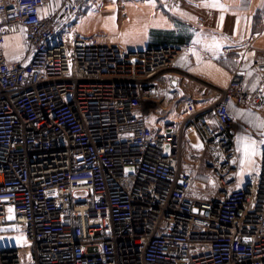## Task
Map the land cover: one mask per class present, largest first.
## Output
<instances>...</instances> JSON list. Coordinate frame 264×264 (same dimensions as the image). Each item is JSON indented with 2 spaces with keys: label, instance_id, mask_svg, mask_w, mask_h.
Segmentation results:
<instances>
[{
  "label": "built area",
  "instance_id": "1",
  "mask_svg": "<svg viewBox=\"0 0 264 264\" xmlns=\"http://www.w3.org/2000/svg\"><path fill=\"white\" fill-rule=\"evenodd\" d=\"M84 2L0 0V264H264V153L241 185L230 112L264 103V61L239 60L215 102L187 101L155 128L160 91L188 77L178 61L196 45L82 36ZM13 36L24 50L10 61ZM188 134L201 152L189 163L218 185L208 201L183 168Z\"/></svg>",
  "mask_w": 264,
  "mask_h": 264
},
{
  "label": "crops",
  "instance_id": "2",
  "mask_svg": "<svg viewBox=\"0 0 264 264\" xmlns=\"http://www.w3.org/2000/svg\"><path fill=\"white\" fill-rule=\"evenodd\" d=\"M83 11L76 27L80 35H100L128 49L195 42L200 59L196 55L195 61H190L183 56L178 61L188 77L180 80V87L168 86L160 91L157 110L149 119L155 128L165 122L181 121L187 101H200L205 106L215 102L230 83L239 60L264 61V0H85ZM259 78L257 72L250 71L248 86L256 87ZM230 112L237 124L235 149L240 154L242 185L261 168L264 129L254 125L264 123V103L245 108L232 103ZM211 116L208 113L203 118L210 120ZM244 136L256 141L255 155L246 154L243 142L238 141V137ZM199 149L193 135H186L183 149L186 171L192 168L186 155Z\"/></svg>",
  "mask_w": 264,
  "mask_h": 264
},
{
  "label": "rangeland",
  "instance_id": "3",
  "mask_svg": "<svg viewBox=\"0 0 264 264\" xmlns=\"http://www.w3.org/2000/svg\"><path fill=\"white\" fill-rule=\"evenodd\" d=\"M77 30L80 31V26H78ZM81 31L85 32V29L81 28ZM84 34L86 35V33ZM23 50H24L23 42L18 37L13 36L6 41V54L7 56L12 57L14 61L20 57V55L23 53ZM195 152L201 154L200 150H195ZM191 155H192V150L189 152V155H186V157L189 159ZM191 163H192V165L190 164V166L192 167L191 171H193V174L195 176L194 188H193L194 197L204 201L213 199L217 195L218 185L213 177L212 170L202 165L196 166L194 165V162ZM238 176L239 178L241 176L239 168H238Z\"/></svg>",
  "mask_w": 264,
  "mask_h": 264
},
{
  "label": "snow or ice",
  "instance_id": "4",
  "mask_svg": "<svg viewBox=\"0 0 264 264\" xmlns=\"http://www.w3.org/2000/svg\"><path fill=\"white\" fill-rule=\"evenodd\" d=\"M208 47L210 48L211 46H208ZM193 54H196V53H193ZM196 55H197V59L199 61L200 57L198 54H196ZM249 115H251V114L249 113ZM254 127H259L261 129H264V123H261L260 125H254ZM238 141L243 142V147H244L246 154L251 153V154L255 155V153H256V141L252 140V138L249 136L238 137ZM261 143H264V141H262Z\"/></svg>",
  "mask_w": 264,
  "mask_h": 264
},
{
  "label": "water",
  "instance_id": "5",
  "mask_svg": "<svg viewBox=\"0 0 264 264\" xmlns=\"http://www.w3.org/2000/svg\"><path fill=\"white\" fill-rule=\"evenodd\" d=\"M176 86V85H175ZM263 153H264V149H263Z\"/></svg>",
  "mask_w": 264,
  "mask_h": 264
}]
</instances>
